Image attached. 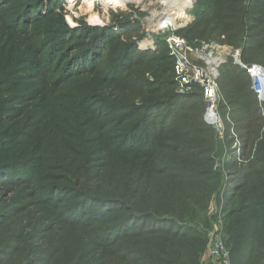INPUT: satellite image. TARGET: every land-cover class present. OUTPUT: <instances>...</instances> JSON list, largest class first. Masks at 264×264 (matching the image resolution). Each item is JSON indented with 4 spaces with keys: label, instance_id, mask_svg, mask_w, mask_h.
Instances as JSON below:
<instances>
[{
    "label": "rangeland",
    "instance_id": "1",
    "mask_svg": "<svg viewBox=\"0 0 264 264\" xmlns=\"http://www.w3.org/2000/svg\"><path fill=\"white\" fill-rule=\"evenodd\" d=\"M187 1L183 22L159 0H0V264H205L215 227L224 241L232 226L246 235L226 216L241 205L264 251V123L235 67L264 65V0H223L234 12L220 6L218 18L205 7L214 0ZM166 28L218 63L220 129L202 124L201 90L170 77ZM249 35L262 40L244 51ZM133 41L129 70L111 71ZM123 150L128 158L114 156ZM88 191L123 207L103 210ZM131 197L198 227L206 248L183 231L175 240L143 222L122 226ZM161 241L174 256L159 253Z\"/></svg>",
    "mask_w": 264,
    "mask_h": 264
},
{
    "label": "trees",
    "instance_id": "2",
    "mask_svg": "<svg viewBox=\"0 0 264 264\" xmlns=\"http://www.w3.org/2000/svg\"><path fill=\"white\" fill-rule=\"evenodd\" d=\"M256 1V0H254ZM220 6H222L224 9L229 10L234 12L233 9H231V7L229 6H225L223 3V0H214V3L205 6L206 8H209L211 10L215 11L212 13L214 18H218L219 16L217 15V8H219ZM263 7V3H260V0H257L256 2V8H262ZM240 27L243 28L245 23H250L251 21L249 20V18L247 17V13H246V9L245 10H240ZM246 15V17H245ZM261 18V17H260ZM254 20V19H252ZM263 21V19H261ZM244 24V25H243ZM178 33V32H177ZM180 35V34H179ZM181 36V35H180ZM243 36V35H242ZM183 37V36H182ZM100 39L103 38L102 36L99 37ZM98 38V39H99ZM261 37L259 36H246L244 38V41H241V48L246 51L247 49V45L249 44H258L259 42H261L260 40ZM99 39V40H100ZM185 39L192 44L186 37ZM136 48L135 42H130L125 44L120 52V55H118L115 63L112 65V67L110 68L111 71H118L122 68H124L123 71L125 70H129L127 65H124V62L128 59V61L130 60L129 55L130 53ZM254 48H251L250 50H252ZM164 51L166 52V58H165V64L167 65V70L170 74V77H173V61L172 59L168 56L167 54V50L166 47L164 46ZM100 59V57L98 58ZM260 66H262L264 68V65L259 64ZM236 67V70L239 72H236L237 74H239V78L242 80V85H243V89L244 92L248 95V99L251 102V105L254 106V110H255V114L257 115V117L259 118V120L264 123V104H259L255 95L253 94L251 87H250V80L249 77L247 76L246 72L244 69H242L241 67ZM174 78V77H173ZM172 79V78H171ZM247 79V80H246ZM88 101V99H87ZM86 101V102H87ZM4 112L3 111L0 115L1 119H6V117L4 116ZM203 116V113H202ZM201 116V121L203 126L208 129V130H214V128L206 125L203 121V117ZM232 120H233V116H232ZM2 127V126H0ZM112 144H114L113 142H111ZM107 147L110 144V142H107ZM117 157L120 158H128V151H120L119 153H115ZM32 155V154H31ZM31 161L34 162L35 158L32 160L31 157L29 158ZM107 161L111 159L108 157L106 158ZM252 170L251 168H249L247 170V172L245 171L244 175L243 172L238 173L239 177L242 176H247L248 173H250ZM89 192V191H88ZM90 194H92L91 192H89ZM92 194L90 197V199L102 204L101 206L104 208L101 209H105L107 207L105 206H111V207H123L122 206V202L120 200L114 199V198H109V197H100V194ZM135 199L133 197L130 198V209H128V212L126 213L127 215H124L121 220H120V224L122 226H129L132 222L136 221V222H143L144 224V228H149L152 231V235L153 236H161L163 234L169 235L171 238L175 239V240H179L178 239V235L180 234V232H186L187 234H191L193 238L199 236L198 239V243L196 244V247L199 248H206V241L207 239H205L204 244L200 243V238L203 237L202 232L200 231V229L198 227H194L193 225H188V224H180L178 223L177 220H173V218H166L164 216H159L157 214H159V210H156L155 212H146L144 210L141 209V205L137 202L134 201ZM134 201V202H133ZM103 202L108 203L107 205H104ZM133 202V203H132ZM244 205H241L237 210H231L230 212H228L226 214L227 219L229 220L230 218H232L233 216H237L236 221L234 223L237 224L239 223V218L241 220L242 226L244 228L247 229V233L245 236L239 235L237 234L236 231V227L232 226L229 229V234H231V236L227 239H225V244L226 247L229 251V255H230V262L231 264H264V251L263 252H259L260 251V245L256 242L257 241V234L259 232V228H257L256 226H254V224L258 223V220L256 218H252L249 216H245L244 212L247 210V208L243 207ZM249 223V224H247ZM175 224V231L174 233L170 231L172 229L165 228V226L167 225H174ZM247 224V225H246ZM130 227V226H129ZM128 231H130V228H128ZM204 238V237H203ZM171 242L174 243L176 241L174 240H167L166 243ZM163 243V241H161L160 244L155 245L156 247H158V251L159 253H161V255H164V257L169 258L171 256H174V252L168 253L166 250L167 244ZM200 243V244H199ZM170 243H168L169 245ZM178 246V244H177ZM179 248L181 249V251L186 254L187 256L190 257H195L197 258V256H199V253L197 251V254L195 253H190L188 250V247L185 245H180ZM164 254H163V252ZM179 264H193L194 261L191 263H185L183 261H181V259L179 257H177L176 259ZM166 264H174L172 260L166 261ZM177 264V263H175ZM194 264H197L194 263Z\"/></svg>",
    "mask_w": 264,
    "mask_h": 264
},
{
    "label": "built area",
    "instance_id": "3",
    "mask_svg": "<svg viewBox=\"0 0 264 264\" xmlns=\"http://www.w3.org/2000/svg\"><path fill=\"white\" fill-rule=\"evenodd\" d=\"M164 43L168 56L173 61V77L178 85L186 91L194 87L201 90L204 105L203 121L206 125L220 129L221 117L218 111L219 65L210 63L202 48H195L188 41L170 28ZM240 67L245 70L250 80V87L258 103L264 104V68L260 65ZM207 260L205 264H231L229 251L222 237V227L217 226L208 234Z\"/></svg>",
    "mask_w": 264,
    "mask_h": 264
},
{
    "label": "bare ground",
    "instance_id": "4",
    "mask_svg": "<svg viewBox=\"0 0 264 264\" xmlns=\"http://www.w3.org/2000/svg\"><path fill=\"white\" fill-rule=\"evenodd\" d=\"M130 0H103L104 5H107L111 8H118L120 6H124L126 2ZM161 5H163L164 10L169 13L170 11L173 13L176 19H180L183 22L187 21V16L185 15V9L189 6V1L187 0H159ZM165 22V21H164ZM162 24L157 21L155 25V29L159 28ZM210 63H214L212 59L208 60ZM218 64V63H214Z\"/></svg>",
    "mask_w": 264,
    "mask_h": 264
}]
</instances>
